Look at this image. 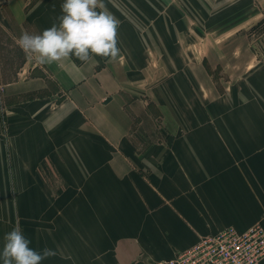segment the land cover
Masks as SVG:
<instances>
[{"label":"crops","instance_id":"crops-1","mask_svg":"<svg viewBox=\"0 0 264 264\" xmlns=\"http://www.w3.org/2000/svg\"><path fill=\"white\" fill-rule=\"evenodd\" d=\"M63 2L0 0V14L37 34ZM103 3L116 60L29 57L24 86L0 79V249L18 225L57 253L43 264H160L220 229L264 228V0ZM158 54L174 62L172 133L123 63ZM18 86L34 95L2 120V88Z\"/></svg>","mask_w":264,"mask_h":264},{"label":"clouds","instance_id":"clouds-1","mask_svg":"<svg viewBox=\"0 0 264 264\" xmlns=\"http://www.w3.org/2000/svg\"><path fill=\"white\" fill-rule=\"evenodd\" d=\"M58 24L33 34L23 31L17 46L37 64H52L75 57L87 62L94 56L116 60L121 49L118 46L119 20L105 7L103 0H64ZM17 225L6 233L0 249L2 264H43L57 253L49 248L41 251L30 247Z\"/></svg>","mask_w":264,"mask_h":264},{"label":"rangeland","instance_id":"rangeland-1","mask_svg":"<svg viewBox=\"0 0 264 264\" xmlns=\"http://www.w3.org/2000/svg\"><path fill=\"white\" fill-rule=\"evenodd\" d=\"M33 4L35 0H32ZM29 4V3H28ZM1 15H4V19ZM2 26L6 25V29H0V79L1 82L6 84L8 81H17L19 86H24V83L30 78L26 76V69L23 67H30L32 62L16 44L17 39L21 33L27 30L30 33L36 34L35 29L30 27L27 21L18 22L14 17V14L10 12L6 14L4 11L0 14ZM263 24L256 30L258 33H264V17L262 19ZM256 31H250L252 35H255ZM150 52L157 51L153 46L149 50ZM163 53V51H162ZM157 59L149 56L147 60H132L125 61L123 63H130L133 68L134 73L137 76H133L131 81L132 84L135 83L137 91L135 92L136 98L141 99L142 102H146L149 108V115L154 121L156 128L164 133H172V84H174V79L172 77V68H174V62L172 60H163V54H158ZM161 55V56H160ZM129 72V70H128ZM24 74V75H23ZM133 74V73H132ZM173 79V80H172ZM176 81L181 80L184 84L186 79L184 77L176 78ZM217 79V78H216ZM224 82V81H223ZM222 83V88L218 87L219 90H224V88H229V94L231 90V85L224 87ZM16 87L11 93L9 90L5 92L1 91V101L2 107V120L3 117L7 116V107L13 101L24 102L34 95L30 91H23V87ZM16 90V91H15ZM230 97V94L228 95ZM226 96L225 99L228 100ZM166 124V125H165ZM161 127V128H160ZM164 142V141H163ZM8 144V142H6Z\"/></svg>","mask_w":264,"mask_h":264},{"label":"built area","instance_id":"built-area-1","mask_svg":"<svg viewBox=\"0 0 264 264\" xmlns=\"http://www.w3.org/2000/svg\"><path fill=\"white\" fill-rule=\"evenodd\" d=\"M160 264H264V228L257 224L244 232L220 229Z\"/></svg>","mask_w":264,"mask_h":264}]
</instances>
